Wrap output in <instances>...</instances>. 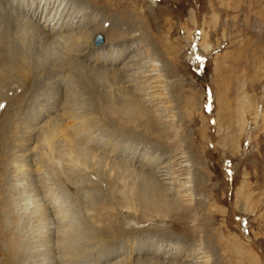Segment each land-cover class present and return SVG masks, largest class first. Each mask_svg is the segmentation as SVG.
<instances>
[{"label": "rangeland", "instance_id": "1", "mask_svg": "<svg viewBox=\"0 0 264 264\" xmlns=\"http://www.w3.org/2000/svg\"><path fill=\"white\" fill-rule=\"evenodd\" d=\"M65 1L66 17H76L79 9L83 12L79 23L95 21L84 30L89 34L85 38L90 47L87 55L101 58L113 48L120 59L117 67L134 58V69L130 82L112 71L100 82L97 71L82 82L78 76L88 73L86 65L112 66L86 55L82 62L68 59L71 67L51 71L41 79L35 62L26 59L28 54L15 53L16 44L20 45L15 35L24 42L37 41V27H29L31 14L25 5L30 0H0V46L5 41L9 54L29 65L16 70L12 63L0 64V264H69L70 258L85 264L123 245L136 248L139 239L165 235L168 246L174 244L172 249L167 246L166 255L177 253L179 244L186 260L172 255L119 254L99 264H264V0ZM57 14L52 11L49 18L59 21ZM96 34L102 37L98 44L93 42ZM69 45L74 47L72 39ZM38 47L37 53L46 50L44 45ZM53 53L61 57L70 52L57 47ZM198 67L201 76L195 72ZM61 72L69 85L58 87L57 73ZM223 78L229 88L225 104L219 96L214 99L212 86L213 82L218 91ZM64 87L66 98L77 104L67 102L71 117L76 111L85 117L88 97L105 94L103 100L109 104L105 113L88 116L101 124L105 138L114 140L115 155L103 154L99 151L102 147L93 144L89 149L97 151L75 163L73 154L60 150L61 131L68 135L63 128L72 121L61 118L65 113L52 114L49 106L54 96L59 99ZM49 130L53 132L44 143ZM126 150L139 153L147 162L148 158L166 162L172 171L178 166L171 162L174 157L186 159L182 163L187 166L180 165L176 181L164 183V187L188 190L181 192L183 195H169L168 189L163 191L154 184L151 167L139 170V166L125 164L127 157L122 153ZM120 195H128L140 209L161 204L167 210L153 213L154 218L148 220L150 215L141 216L137 211L127 215L125 207L115 205ZM41 205L56 206L62 218L27 215ZM109 209L108 219L103 221ZM123 218L138 221L145 231L121 232L123 226L120 231L113 222ZM154 225L156 229L146 230ZM47 226L67 230L65 241L58 242L62 252L67 247L71 254L58 253L65 255L58 257L62 260L50 262V256L41 260L36 248H29L28 239H36L37 231L46 241L44 247H49L50 240L47 242L42 233L47 232ZM72 232L78 235L70 236ZM199 247L202 253L198 254ZM194 256L197 258L192 260Z\"/></svg>", "mask_w": 264, "mask_h": 264}, {"label": "bare ground", "instance_id": "2", "mask_svg": "<svg viewBox=\"0 0 264 264\" xmlns=\"http://www.w3.org/2000/svg\"><path fill=\"white\" fill-rule=\"evenodd\" d=\"M25 5L27 6V8H29V11H30V14H31L30 17L28 16L29 17V21L30 20L32 21V23L29 22L30 23L29 27L31 26V24L32 25L35 24V26L37 27L36 28L37 31H38L37 32V35L36 34L34 35V38H36L37 41L36 42L35 41L34 42H30V43H28L27 41L24 42L23 38L20 35H15L16 37H19L18 41L20 42V45H18V43L16 44L17 45V49H16L17 52H15V53L17 54V56H23L25 53H26L25 55L28 54V56H27L28 58L26 57V59H30L28 62H30L31 60L35 62V66L37 67V73L40 75L41 79L45 78V76L47 75V73H49L51 71H59V70H62V69H65V68L67 69L68 67H71L72 66V63L69 62L68 59H70L71 61H75L76 59H80L81 60L84 56H86L88 54V51L90 50L89 49L90 47L88 46L87 43H85V41H86L85 38L87 36L89 37V34H87L86 31H84V30H86L87 25H89L88 23L90 21L88 22V20H86L83 23H79V22H81V19H82V18H79V17L82 15L83 12H80V10L78 9V10H75L76 15H77L76 17L70 15L72 17L68 18L69 14L66 17V15L64 14L65 13L64 10H65V7H66V1L65 0H30V2H27ZM68 8H69V6H68ZM52 11H53V13H58L57 16H59V18H60L59 21L58 20L57 21L56 20H53V18H49L50 17V14L52 13ZM8 14L10 15V13H8ZM73 14H74V12H73ZM14 17H15L14 20L15 21H18V16L14 14ZM1 18H3L2 14H0V19ZM25 18H26V16H25ZM24 20H26V19H24ZM38 22L40 24H37ZM92 22H90V23H92ZM93 23H92V25H93ZM22 32L23 31L21 30L20 33H22ZM71 39H72V43H73L72 46H74V47H70V45H69V42L71 41ZM101 41H102V38H101V40L98 43H100ZM1 43L3 45L0 46V49H1L0 64L3 63V62L6 63V64L12 63V64H14L15 67H17L16 70H18V68L20 69L21 67L26 68V66L28 68L29 65L27 64L28 63L27 61L25 63V61L23 59H22L23 61H21L20 60V57L18 59L17 56L14 58L11 54H9L10 52H9V47H7V43L5 41H2ZM98 43H96V44H98ZM36 44H37V46H36ZM38 45H44V47H46L45 48L46 50L41 51V53H39V52L37 53L36 51L39 48ZM57 47L60 48V51H61V49H64V52L68 51L70 53L69 54H64V55H62L60 57V54L53 53V49L54 48H57ZM112 49L113 48H111L109 50H106L104 57H101V58H97L96 56H95L96 58L94 56L91 57V55L90 56L89 55L86 56V57H88L87 59H89V60H95L96 59V60H98L100 62H108L112 66L110 65L111 67L107 68V67H101V66H97V65H93V64L92 65H86V68H87L86 71H88V73L87 74L85 73L83 75L80 74L78 76V77L81 78L82 82L83 81L86 82L88 74L91 75V74H93L92 72H95L96 73V71L100 74V79L98 80V82L102 81L104 77L108 76L107 74H110L111 71H112V73H111L112 75H115L118 72L120 78H126V80L129 81V79H130L129 76H132V73H133L132 70L134 69V63H135L134 61H135V59L134 58H131L129 61H127L126 63H124L121 66V68H118L117 67V63H118L117 61H119L120 59L117 57V55L114 54V52H112ZM118 56H121V53H118ZM133 56H134V54L132 55V57ZM142 59H141V61H142ZM81 62H82V60H81ZM148 66H150V65H148ZM69 73L71 74V72H69ZM50 75H51V73H50ZM143 75L146 76V75H148V73L146 75L145 74H143ZM40 77L38 78L39 80H40ZM135 77H137V76H135ZM57 78H58V81H59L58 87H63L67 83V81H69V80H66L65 79V74L63 72H61L60 74L57 73ZM67 78H68V76H67ZM220 81H221V83L218 85L219 86L218 87V91L216 89L217 86L214 85V83L212 82V84H213L212 86L214 87L213 95H214V99L215 100L219 96V98H221L220 102L223 103V104H225V103H228V95H229L228 94L229 93L228 90H229V88H228V85H226V79L225 78L221 79ZM67 85H69V82L67 83ZM146 86H148V85H146ZM54 93L56 94V91H54ZM144 93L145 92H143V93L140 94V92H139L138 94L142 95ZM102 94H103L102 97H100L99 95H98L97 98H95L93 96L92 97L90 96V98L88 97V99H90V102L88 104L86 103L88 106L84 107L85 109H84V112L83 113L85 114V117H83V114L81 112H78L77 113V111L74 113V116L71 117V114L69 113L70 104H68V103L74 102L76 100L75 99L71 100L70 97H69V99L66 98V96L68 95V92L66 91L65 87H64L62 93L60 94L59 99H58V97L55 98V96H54V101H51L52 104L50 103L52 105V106L51 105L49 106V111L51 113L54 112V113H56L58 115L59 114L62 115V114L65 113L67 115L65 117L62 115L63 117L61 116V118L67 119L68 117H70V121H72L71 124L68 127H64L63 128V130L65 129V130L69 131V134L68 135L67 134H63L64 132L61 131L62 134H60V136L62 135V137H61L59 143H60V150L61 151H67L70 154V156L73 154V156L71 157V161H73L75 163H77L78 161H82L83 159L86 160V159L90 158L92 156L91 153L97 151V149H92V148L89 149L90 148L89 146L90 145H93V144H99L102 147V149H100L99 151L102 152L103 154H110L111 153V154L115 155L117 153V151H116V149L114 147V144H113V141L114 140L111 142V140H109V138H105L107 136L106 135L107 133L106 134L103 133V131H102L103 128L99 127V125H101V124H95L93 122L94 120L91 121V118H89V116H88L90 114L92 115L93 112H98V113L101 112V114L102 113H105V111L108 108L109 104L106 103L103 100V98H105L104 97L105 94L104 93H102ZM140 95L138 97H140ZM144 98H146V97L144 96ZM69 100H70V102H69ZM141 101H143V100H141ZM242 102L243 101H240V103H239L240 106H244V103H242ZM142 103H144V102H142ZM71 104L73 106V105L76 104V102H75V104L74 103H71ZM74 108H76V107H74ZM77 109H79V107ZM71 110L73 111V108L72 107H71ZM82 111H83V109H82ZM149 118L150 117H148V119ZM216 120H217L216 121V124H217L216 128L218 130V127H219V113H218V111H216ZM99 129H101V132L98 133L100 135V138L96 139V136L98 135L96 132ZM52 132L53 131H51V130L45 132L46 135L44 136V140L42 138V140L44 141V143L46 142V140H45L46 138L49 139L50 136H48V135L51 134ZM43 133H42V135H44ZM101 137H104L105 139L104 138H101ZM47 142H49V140ZM47 145H48V143H47ZM85 148H86V150H85ZM105 150H107V151H105ZM25 151H27V153H30L29 150H25ZM83 151H86V152H83ZM122 154L121 155L124 156V158L127 157L125 160H123V161L126 162L125 163L126 165L128 163L133 168L135 166H137V167L139 166L140 167V169L138 168L139 170H142V167H151L152 168V171H151L152 173H150V174H152V176H153V178H154V180L156 182V183L154 182V184H157V185H159V187L164 188L163 191L168 189L169 190L168 191L169 195H171V193H172V195H175L178 192H179V195H180L181 192H184V191H187L188 190V188L187 189L185 188L186 190L185 189H182L183 190L182 191L179 188V190L177 189V190H174L173 191L172 188L164 187V183H167V182L168 183H172V182H175L176 181L175 178L180 175V172H179L180 169H181V168L179 169L180 165L183 164L184 166L185 165L187 166L186 163H182L183 160H186V159H183L182 157H176L175 158L173 156L174 159L171 162L173 163V165L177 164L178 166H177L176 169H174L172 171L171 170L172 166L169 167L170 165H168V163L166 164V162L165 163L158 162L154 158L153 159L152 158H148V162H147L143 156L140 157L141 155L139 153H135V151L129 152V151L126 150ZM22 155H24V154H22ZM173 157L170 156L171 159ZM136 162H138L139 165H136ZM152 162H154V163H152ZM184 162H186V161H184ZM73 165H74V163H73ZM80 166H81V164H80ZM76 168H78V167H76ZM167 179H169V181H167ZM185 179H187V177H185ZM126 185H129V181H127V184ZM131 185H134V184L132 183ZM123 188H124V186H123ZM132 188H134V187H132ZM119 190H121V189H119ZM123 190L124 189H122L121 192ZM128 190H127V192H130ZM134 191H136V190H134ZM123 192L126 193L125 191H123ZM130 193H129V195H130ZM181 195H183V193ZM120 196H122V195H120ZM127 196H124L123 195L121 198L119 197V199L117 200V204H115V205H119L120 209L122 207L123 208L125 207L126 210H127V215H129V212H132V211L136 212L137 211V212H140L141 216H143V214L150 215L151 218L150 217L147 218V220H148V219L154 218L153 215H152L153 213L157 215L159 212H163L167 208L166 206H163V205L160 206L161 205L160 204V205H151V206L148 205L147 206L148 209H145L146 207L145 208L143 207V208L140 209L139 204H136V203L133 204V203H131L130 200H129L130 198L127 197ZM116 197H118V196L116 195L115 198ZM135 197H136V195H135ZM151 199H150V202H151ZM167 203H169V202L167 201ZM109 204H111V203H109ZM115 205L113 204L111 207H113ZM135 206H137V207H135ZM189 208H188V210H189ZM150 211H152V213ZM60 212H61V210L57 209L56 206H50L49 205L48 207H45V206L41 205L40 208H37V207L35 208L34 207L33 209H31L30 212H29V214H27V215L30 216V217H38V219L41 218V216L47 217V216H50V215H53V216L56 215V217L62 218V215H59ZM109 212H110V209L107 210L104 213L106 219L102 218L103 221H107V219H108V213ZM112 213H114V212H112ZM56 217H54V218H56ZM113 223H114L115 226H117V228H119L120 231H121L120 227L123 226L124 231H121V232L134 233V232L139 231L141 233L142 231H145L144 229H140L138 227V221H135L133 219L126 220V219L123 218L122 220H119V219L117 221L114 220ZM158 227H163V226L160 225ZM47 228H48L47 229V232H42V233L46 236V240L48 239L47 242L49 240L52 242V243H49L50 241L48 242V244H50L49 247H48V245H47V247L46 246L44 247V244L43 243L46 242V241L43 240V238L41 237V233H39L40 231H37L38 232V235H37V238L36 239L34 237L33 238L30 237L28 239V242L27 243L29 245V248L30 247L32 249H33V247L36 248L37 255L41 258V260L43 259V256L44 257L45 256L52 257V260L50 262H56V261L62 260L61 258L58 259V257L61 256V255L58 254L60 252H61V254L62 253H65V252H68V254L69 253L71 254V252H69L71 250H69V248H67V247H65L66 250H64V252H62L63 250L60 248V243H59L60 241H63V242L65 241V234H67V230L64 229V228L63 229H61V228H59V229H57V228H54L53 229L52 228L51 229L49 226H47ZM153 228L156 229L157 228V225L147 227L146 230L153 229ZM91 231H93V230H91ZM94 231H97V230H94ZM154 231L150 232L151 233L150 235H153L154 234ZM74 234L76 235L75 232L74 233L72 232L69 235L70 236L71 235L73 236ZM79 234H81V233H79ZM165 236H163V237L160 236V238H157V239L153 238L154 236L152 238L151 237H149V238L148 237H145L144 239H139L136 242L138 244V247H136V248H135V246H130L129 249H127L123 245V247L120 250H118V251L115 250L113 252H110L109 254L104 255L102 258L98 257L97 259H95L94 257H92V258L90 257L91 259H89V261L87 263H85V264H99L102 261H105V260L110 259L112 257H115V256L118 257L119 254H123L124 256H131V255H138L139 256V255H142V254H149L150 256L155 255L154 257H156V256H160V257L161 256H166L167 257V256H171L172 255V257H178L179 258L178 260H180V259L182 261L186 260V258H183V255H182V252H183L182 250L183 249L180 248L181 246L179 244L177 245V243H175L177 245V248H178L177 253L174 251L175 253L166 255L167 252L169 251V249L167 248L169 241H168V239H165ZM66 237H68V236H66ZM147 239H149V240H147ZM36 240H37V242L38 241L40 242L38 244L36 243L37 245L36 244H33V242L35 243ZM163 241H166V242H163ZM57 242H58V246H57ZM173 245H174L173 243H170L169 244L170 249L173 248ZM40 246H41V248H40ZM26 247L28 248V246H26ZM199 249H201V248L199 247L196 250V253H198V254L199 253H202L201 251L199 252ZM158 254H162V255H158ZM65 255H67V253H65ZM190 256H192V255H190ZM77 257L74 256V258H77ZM40 258H38V259H40ZM196 258L197 257L194 256L191 259L193 260V259H196ZM66 260H69L68 257H67ZM71 261H72V258H70V263L69 264H82L79 260H77L78 262H76V261H72L71 262ZM182 261H180L181 262L180 264H185ZM41 264H43V263H41ZM45 264H50V263L48 262V263H45ZM148 264H156V263H152V262L150 263V262H148ZM170 264H177V262L176 263H170Z\"/></svg>", "mask_w": 264, "mask_h": 264}, {"label": "water", "instance_id": "3", "mask_svg": "<svg viewBox=\"0 0 264 264\" xmlns=\"http://www.w3.org/2000/svg\"><path fill=\"white\" fill-rule=\"evenodd\" d=\"M101 38H102L101 35L96 34L95 37H94V39H93V42H94V43H98V42L101 40ZM195 72H196L199 76L202 75V69H201L200 67L196 68V69H195Z\"/></svg>", "mask_w": 264, "mask_h": 264}]
</instances>
